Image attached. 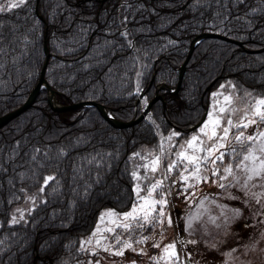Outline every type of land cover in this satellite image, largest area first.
<instances>
[{
	"label": "trees",
	"instance_id": "1",
	"mask_svg": "<svg viewBox=\"0 0 264 264\" xmlns=\"http://www.w3.org/2000/svg\"><path fill=\"white\" fill-rule=\"evenodd\" d=\"M204 32L242 45L204 38L174 92ZM45 44V78L61 105L92 100L130 121L161 84L162 98L147 120L120 127L97 106L54 110L42 87L29 109L0 127V264H75L99 212L135 203L133 152L196 124L187 119L203 114L222 79L264 95V51H249L264 47V0H23L0 11V116L23 105L39 82ZM40 187L42 201L11 223L12 208Z\"/></svg>",
	"mask_w": 264,
	"mask_h": 264
},
{
	"label": "rangeland",
	"instance_id": "2",
	"mask_svg": "<svg viewBox=\"0 0 264 264\" xmlns=\"http://www.w3.org/2000/svg\"><path fill=\"white\" fill-rule=\"evenodd\" d=\"M22 1L9 0L0 8L9 11L13 9L12 3L18 5ZM127 35L131 38L129 31ZM261 100L264 95L238 84L233 78L222 79L211 88L207 114L198 127L193 130L189 129L192 125L187 129L172 128L166 134H159L155 145H143L133 152L130 166L135 203L125 211L105 207L99 212L93 231L80 239L75 264H264V180L248 181L246 176L250 173L238 167L241 163L253 166L251 161H243L249 148L264 159V152L260 151L264 138L258 137L251 143L244 140L250 134L264 132V122L255 115L257 107L264 111ZM145 106L143 104V109ZM210 113L212 122L205 130L209 135L217 117L220 119L217 136L212 139L199 132L209 121ZM202 116L200 112L195 113L192 119L195 118L187 121L198 123ZM229 119L232 126L222 141L224 146L215 149L210 156L201 151V148L221 143L218 138L223 135L222 129ZM249 120L254 123H248ZM244 124L248 126L245 128ZM240 133L243 137L237 141L235 137ZM194 135L204 143L200 145L197 141L189 148L186 142ZM180 151L200 159L190 163L177 157ZM221 154L222 159H217ZM157 157L159 161L153 165ZM196 163L198 173H194ZM169 164L175 165L170 171ZM228 167L232 169L231 175L225 172ZM157 183L146 205L141 197L148 196L149 189ZM42 191V187L27 191L24 201L12 208L10 222H24L42 201ZM153 201L163 203L153 204ZM133 207L137 208V220L145 211L149 212L148 222L139 220L142 227L137 220L124 219V214ZM110 212L115 215H108ZM124 224H129L130 228L125 229ZM125 243L132 247H125ZM170 243L175 245L178 260L164 252ZM117 251L123 254L115 255Z\"/></svg>",
	"mask_w": 264,
	"mask_h": 264
},
{
	"label": "snow or ice",
	"instance_id": "3",
	"mask_svg": "<svg viewBox=\"0 0 264 264\" xmlns=\"http://www.w3.org/2000/svg\"><path fill=\"white\" fill-rule=\"evenodd\" d=\"M18 5L15 4V3H12L11 4V7L12 8H15L17 7ZM0 11H3L2 8H0ZM227 99V98H226ZM260 105H264V100H261L260 101ZM221 112L224 111V109H220ZM255 115H258L259 118H260V121L264 122V111H260L259 110V107H257V111L255 113ZM212 122V114L210 113L209 114V121L206 122L200 129H199V132L202 133L204 136L208 137V139H212L213 137H216L217 136V132H216V126H218L220 124V119L219 117H217V119L215 120L214 122V126H213V129L211 131V135H209L208 132H206L205 130L208 129L209 127V123ZM248 123H254V121L252 120H249ZM232 126V121L231 119L227 120V126L226 127H223L222 131H223V135H221L218 139L219 141H221V143H219L218 145H213L207 149H203L201 148L200 150L201 151H206L208 153V155L210 156L213 151L215 149H217L218 147H223V143L222 141L228 136L229 134V127ZM240 125H237V127H239ZM248 124H244L243 127H247ZM172 135H178L177 133H173ZM243 137V133H240L238 134L235 139L237 141H241V138ZM264 138V132H260L258 133L257 135H249L247 137L244 138V140H246L247 142L251 143L252 141H255L257 138ZM169 140H171V136L168 137ZM199 142L200 145H203L204 141L203 140H200V138L196 135L192 136L191 140L190 141H187V145L189 148H193V144L196 143V142ZM195 151V149H194ZM248 151V155L244 156L243 157V161H251V164L253 165L252 167H249L248 164L246 163H241L238 165V167H240L245 173H250L249 175L246 176V180L248 181H251L253 180L254 178H258L260 180H264V159H261L260 157H258L256 154H255V150L253 149H247ZM261 152H264V146H261V149H260ZM177 157L180 158V157H183L184 159H187L190 163H193L197 160L200 159V157H197V156H186L185 152L184 151H180L177 153ZM206 159V157L204 158ZM217 159H222V154L220 157H217ZM159 161V158L157 157L155 160L152 161V164L155 165L157 164ZM257 161H259V164L257 165ZM173 167H175L174 164H169L168 165V170L170 171ZM155 167L152 168V171H155ZM187 170V169H185ZM199 164L196 163L195 164V167H194V173H198L199 172ZM225 172H227L229 175L232 174V169L230 167L228 168H225ZM215 174V173H214ZM199 179V177H197ZM48 179H51V177H49ZM185 180H187V177H184ZM158 186V183L157 184H153L152 185V188L149 189V192H148V196H145V197H141V199L144 200V203L147 205L148 202H149V198L151 197V192L152 190H154L156 187ZM246 186V185H245ZM137 195H139V185H137ZM264 195V194H262ZM259 202V200H258ZM155 203H163V201H153V204ZM141 209L143 210V206H141ZM262 209H264V206H262ZM137 212V208L136 207H133L132 211L129 212V213H126L124 214V219L125 220H128L129 218H131L132 220H137V217L135 215V213ZM108 215H115L114 213H108ZM163 213H159V216H162ZM103 219V217L101 218ZM139 220H142L144 222H148L149 221V212L145 211L144 212V215L141 216L139 218ZM139 220H137V223H138V226L142 227L143 225L139 223ZM162 222V221H161ZM171 221H169L170 223ZM123 227L125 229H129L130 228V225L129 224H124ZM125 247H129L131 248L132 245L130 243H125L124 245ZM155 246H159V245H155ZM107 251V249H105ZM135 250V249H133ZM169 250H172L171 252H169ZM164 252L165 253H168L170 256L172 257H176V259L178 260V256L175 252V245L174 244H168L165 248H164ZM123 252L122 251H117L115 252V255H122Z\"/></svg>",
	"mask_w": 264,
	"mask_h": 264
},
{
	"label": "water",
	"instance_id": "4",
	"mask_svg": "<svg viewBox=\"0 0 264 264\" xmlns=\"http://www.w3.org/2000/svg\"><path fill=\"white\" fill-rule=\"evenodd\" d=\"M40 18H42L41 15H39ZM206 37H211V38H219V39H223V40H227L229 42H234L236 44L242 45V42L234 40L230 37H227L225 35H222L220 33H214V32H204L199 34L196 39L193 41L187 57L185 59V61L182 63L181 65V74L179 76L178 79V84L175 87V89L173 90L174 92H177L180 88L181 82H182V78L184 75V72L186 70V64L189 61L193 50L195 49V47L199 44V42L206 38ZM247 49V48H246ZM249 50V49H247ZM45 51L47 54V59L43 64V68L41 71V75H40V79L39 82L36 84V86L33 88V90L31 91V94L29 95L28 99L25 101V103L21 106H19L18 108L0 116V127L4 126L5 124H7L10 120H12L13 118L19 116L21 113H23L24 111H26L27 109H29L35 102L39 91L42 87H45L47 89V99L48 102L50 104V106L56 110V111H67V110H73L76 108H80V107H86V106H97L102 110V113L104 115V117L112 122L113 124L120 126V127H130L133 126L134 124H137L138 122L142 121L143 119H146L147 115L150 113L151 110V106L153 105V103H155L157 100H159L161 98V96L158 93V89H156L155 91V96L153 97V99H151V101H149L147 103V105L145 106L144 111L142 112V114L137 118V119H132L130 121H123V120H119L113 117V115H111V113H109V108L101 103L92 101V100H88V101H82V102H78V103H72L70 105H61L58 103L57 101V92L55 90L52 89V87L50 86L49 82L46 80L45 78V68L46 65L48 63V59H49V49L47 47V45L45 44ZM251 52H262L264 51V47L261 49H254V50H249ZM213 83H211L207 89H210ZM161 87V85H158V88ZM207 114V108L205 109V112L201 118V120L196 123L194 126L190 127V130L195 129L196 127H198L205 119Z\"/></svg>",
	"mask_w": 264,
	"mask_h": 264
},
{
	"label": "flooded vegetation",
	"instance_id": "5",
	"mask_svg": "<svg viewBox=\"0 0 264 264\" xmlns=\"http://www.w3.org/2000/svg\"><path fill=\"white\" fill-rule=\"evenodd\" d=\"M128 31V27L126 26V32ZM164 86H163V84H161V87H159V88H163ZM159 88H158V93H159ZM162 98V97H161ZM160 98V99H161Z\"/></svg>",
	"mask_w": 264,
	"mask_h": 264
},
{
	"label": "bare ground",
	"instance_id": "6",
	"mask_svg": "<svg viewBox=\"0 0 264 264\" xmlns=\"http://www.w3.org/2000/svg\"><path fill=\"white\" fill-rule=\"evenodd\" d=\"M235 40V39H234ZM227 41V40H226ZM237 41H239V40H237ZM241 42V41H240ZM234 43V42H233ZM254 50V49H253Z\"/></svg>",
	"mask_w": 264,
	"mask_h": 264
}]
</instances>
